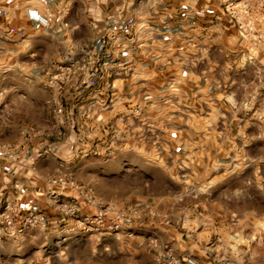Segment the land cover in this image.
Masks as SVG:
<instances>
[{
  "label": "crops",
  "instance_id": "obj_1",
  "mask_svg": "<svg viewBox=\"0 0 264 264\" xmlns=\"http://www.w3.org/2000/svg\"><path fill=\"white\" fill-rule=\"evenodd\" d=\"M224 3L0 0V145L20 156L10 161L0 155V206L5 199L25 202L15 189L19 185L37 193L49 224L56 220L43 195L47 173L41 169L52 159L39 160L35 170L26 154L34 150L21 147L27 136L45 129L41 116L47 101L39 91L26 96V89L42 88L43 77L71 68L68 102L83 105L82 120L95 115L91 105L96 104L100 126L113 121L120 134L131 137L121 151L148 156L172 144L177 151L172 167L183 171L182 182L210 185L194 196V220L183 225L191 233L188 240L172 203L161 211L128 203L136 211L132 228L144 235L140 243L155 240L211 264L199 253L205 233L217 229L214 215L233 213L218 202V186L249 175L264 182V50L239 35ZM30 8L51 17V26L30 21ZM112 162L127 167L126 161ZM87 184L102 202L123 205L109 194L117 187L104 191L94 181ZM177 211L190 212L189 205L179 204Z\"/></svg>",
  "mask_w": 264,
  "mask_h": 264
},
{
  "label": "rangeland",
  "instance_id": "obj_2",
  "mask_svg": "<svg viewBox=\"0 0 264 264\" xmlns=\"http://www.w3.org/2000/svg\"><path fill=\"white\" fill-rule=\"evenodd\" d=\"M71 75L61 71L50 78L43 77L46 84L42 88L26 89V96L39 91V97L47 101L43 102L41 116L45 129H41L39 135L36 131L34 136H27L21 145L22 148L27 146V151L28 148L34 150L26 154L35 161L31 165L35 170L39 160L52 159L41 165L47 173L43 186L47 187L50 178L62 174L84 187H88V181L98 183L104 191L110 189L109 185L117 187L119 191H109V194L121 200V208L136 202L139 205L146 203L149 210L161 211L172 208L169 206L172 203L174 214L181 223L180 233L184 238L191 235L183 225H191L194 220V196L210 185L182 182L183 171L172 167L177 155L172 144L148 156L140 151H121L119 147L129 144L131 137L125 136L124 132L120 134L113 121L105 127L100 126L102 121L96 114V104L91 105L95 115L87 121L82 120L83 105L72 107L68 102L72 92L68 87ZM60 109H63L62 113ZM59 132L63 133L62 137L58 136ZM137 138L139 144L142 143L143 139ZM157 138L154 137L155 143ZM114 160L126 161L127 167L119 168L112 162ZM146 161L151 166H147ZM130 162L137 166L131 167ZM256 180L249 175L218 186V202L233 213L224 211L212 217L218 220L217 229L205 233V242L199 250L206 262L264 264V182ZM182 193L187 197L178 200ZM203 202L208 203L207 200ZM183 203L189 205L190 212L177 211ZM206 208L213 211L209 203ZM54 216L56 220H52L46 230L8 236L0 246V264H152L151 257L158 264L154 245L160 243L151 239L140 243V237L144 235L137 233L132 224L127 233L120 236L103 231L83 233L75 228L74 220L64 222L58 215Z\"/></svg>",
  "mask_w": 264,
  "mask_h": 264
},
{
  "label": "built area",
  "instance_id": "obj_3",
  "mask_svg": "<svg viewBox=\"0 0 264 264\" xmlns=\"http://www.w3.org/2000/svg\"><path fill=\"white\" fill-rule=\"evenodd\" d=\"M224 10L239 35L264 50V0H225ZM27 16L30 21L43 28L52 24L51 17L38 9H28ZM63 72L65 75L73 73L71 68H66ZM59 112L62 113L63 109ZM58 136L62 137L63 133L59 132ZM0 155L10 161L20 159L15 149L7 146L0 145ZM15 189L26 200L22 203L19 200L5 199L1 203L0 246L8 236L36 229L46 230L49 224L46 210L39 202L37 193L19 185H15ZM66 190L74 196L66 197L63 192ZM43 195L50 209L62 221L74 220L75 228L83 233L103 231L120 236L127 233L128 226L136 219L134 209L104 203L95 196L91 188L84 187L62 174L47 181ZM154 249L158 252V264H199L195 257L181 255L172 246L157 243Z\"/></svg>",
  "mask_w": 264,
  "mask_h": 264
}]
</instances>
